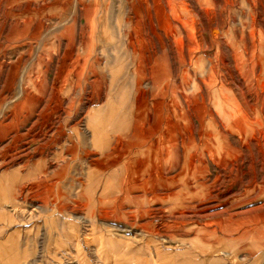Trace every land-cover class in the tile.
I'll return each mask as SVG.
<instances>
[{
    "label": "rangeland",
    "instance_id": "374dc122",
    "mask_svg": "<svg viewBox=\"0 0 264 264\" xmlns=\"http://www.w3.org/2000/svg\"><path fill=\"white\" fill-rule=\"evenodd\" d=\"M261 134L264 0H0L12 264L264 256Z\"/></svg>",
    "mask_w": 264,
    "mask_h": 264
},
{
    "label": "crops",
    "instance_id": "0c3cea01",
    "mask_svg": "<svg viewBox=\"0 0 264 264\" xmlns=\"http://www.w3.org/2000/svg\"><path fill=\"white\" fill-rule=\"evenodd\" d=\"M17 218H18V216H17ZM24 227L25 226L20 223V226L17 227V228L21 229V228H24ZM4 229H5V224L0 225V230L3 231ZM10 236L11 235H8L5 238V240H3V241L4 242L6 240L8 241ZM23 259L25 261H27V260H31V257L27 256V257L23 258L21 253H17V254H14V255H0V264H4V263L6 264V262H10L11 264L15 263V262L21 263L23 261ZM188 262L190 264H197V262H195L192 259L189 260ZM212 262H213L212 264H239V263L232 262L231 261V257L229 255H227L225 252H223L222 256L218 257L217 259H214ZM241 264H264V256H262L261 250L258 249L257 251H255V253L253 255L251 254V256H247V259H245L244 263H241Z\"/></svg>",
    "mask_w": 264,
    "mask_h": 264
},
{
    "label": "bare ground",
    "instance_id": "6f19581e",
    "mask_svg": "<svg viewBox=\"0 0 264 264\" xmlns=\"http://www.w3.org/2000/svg\"><path fill=\"white\" fill-rule=\"evenodd\" d=\"M214 32H216V29H214ZM216 38V37H215ZM241 89V88H240ZM256 95V94H255ZM263 96V95H262ZM256 98H257V96H256ZM230 117H231V114L229 115ZM248 117V116H247ZM245 119V118H244ZM248 119V118H247ZM246 120V119H245ZM248 121V120H247ZM242 122V121H241ZM249 122V121H248ZM252 124V123H251ZM255 124V123H254ZM257 124H258V122H257ZM244 125V124H243ZM246 125V124H245ZM256 125V124H255ZM246 127V126H245ZM258 127V126H257ZM242 128V127H241ZM250 128H253V127H250ZM262 128V127H261ZM248 129V128H247ZM259 129V128H258ZM243 130V129H242ZM247 131V130H246ZM251 131V130H250ZM253 131V130H252ZM255 131V130H254ZM256 132H257V130H256ZM263 132V131H262ZM260 133V132H259ZM262 135V134H261ZM264 135V134H263ZM263 135H262V137H263ZM259 136V135H258Z\"/></svg>",
    "mask_w": 264,
    "mask_h": 264
}]
</instances>
